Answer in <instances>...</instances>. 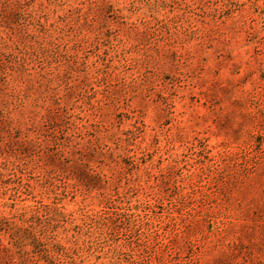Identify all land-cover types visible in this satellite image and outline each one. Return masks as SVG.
<instances>
[{
    "label": "rangeland",
    "instance_id": "obj_1",
    "mask_svg": "<svg viewBox=\"0 0 264 264\" xmlns=\"http://www.w3.org/2000/svg\"><path fill=\"white\" fill-rule=\"evenodd\" d=\"M2 164L56 264H264V0H0Z\"/></svg>",
    "mask_w": 264,
    "mask_h": 264
},
{
    "label": "trees",
    "instance_id": "obj_2",
    "mask_svg": "<svg viewBox=\"0 0 264 264\" xmlns=\"http://www.w3.org/2000/svg\"><path fill=\"white\" fill-rule=\"evenodd\" d=\"M0 174L10 177L11 169L2 164ZM8 204L12 211L9 216L0 212V233L7 235L21 264H34V260L39 261V264H56L58 259L68 256V246L57 238L68 232L64 227L59 231L62 227L60 223L71 220L72 225H75L68 211L46 203L29 204L20 208Z\"/></svg>",
    "mask_w": 264,
    "mask_h": 264
}]
</instances>
